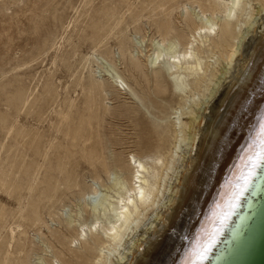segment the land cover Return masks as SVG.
Returning a JSON list of instances; mask_svg holds the SVG:
<instances>
[{"label": "rangeland", "instance_id": "1", "mask_svg": "<svg viewBox=\"0 0 264 264\" xmlns=\"http://www.w3.org/2000/svg\"><path fill=\"white\" fill-rule=\"evenodd\" d=\"M194 1L0 0V176L5 178L0 179V263L9 258L12 233L20 250L11 258H19L18 264H53L58 252L67 259L70 252L82 251L78 241L70 243L78 226L92 223L95 217L107 218L101 209L93 212L89 202L92 205L103 193L114 195L110 189L113 179L129 176V154L151 157L157 153L154 145L146 150L138 145V131L159 124L166 136L161 149L166 144V149L170 147L172 135L166 130L180 96L174 94L162 109L154 108L153 83L142 73L129 71L128 63L131 55L138 57L149 74L146 57L159 39L155 22L167 18L188 34L183 14L186 7L197 13ZM248 27L243 26L242 31L251 30ZM213 65L218 77L226 62ZM159 66L172 82L168 90H174L177 80L168 76L165 65ZM115 73L125 81L118 87L111 83ZM92 79L105 85L104 92L93 97L91 113L96 118L91 137L88 129L74 137L73 130L88 116L84 102ZM191 87L188 99L201 103L204 88L200 92ZM185 99L189 104L185 108L192 109L195 100ZM140 119L150 126L137 124ZM150 140L156 144L157 137ZM186 141L179 142L181 151L177 150V155L178 151L186 153L178 156L179 172L188 156ZM166 149L161 151L166 153ZM90 151L98 157L94 162L87 158ZM178 176L175 173L168 181L170 187ZM93 189L99 194L94 196ZM166 202L167 197L152 214L154 219L149 217L132 232L134 239L132 233L128 236L131 242L125 239L128 242L120 248L124 256L145 231L152 230L156 215L167 208Z\"/></svg>", "mask_w": 264, "mask_h": 264}, {"label": "bare ground", "instance_id": "2", "mask_svg": "<svg viewBox=\"0 0 264 264\" xmlns=\"http://www.w3.org/2000/svg\"><path fill=\"white\" fill-rule=\"evenodd\" d=\"M193 3H197V13L189 12L186 7L183 14L188 34L178 30L167 18L155 22L159 39L154 41L151 53L146 57L151 69L149 74L143 71L145 64L138 57L131 55L128 63L129 71L142 73L153 83L154 108L162 109L164 101L174 94L180 96L178 107L170 111L172 115L168 113L171 115L170 126L165 130L172 135L171 142L168 141L170 147L166 149V144V153L161 151L164 150L161 142L166 136L159 124L152 128L140 119L137 124H146L150 128L138 131V145L145 150L154 145L157 153L153 152L151 157L129 154V176L113 179L110 189L114 195L103 193L92 205L89 202L93 212L101 209L107 218L99 220V216L90 224H80L70 243L78 241L83 250L70 252L72 256L67 259L63 252H58L54 254L53 264L58 260L62 264H220L230 251L225 264L235 252L236 245L228 249L226 243L231 236L237 241L242 238L243 221L248 217L254 201L250 198L257 188L255 180L264 167V157L259 150L264 149V0H195ZM246 25L251 30L243 32L242 27ZM220 61L228 65L227 68L222 66L224 71L221 70L217 77L219 71L213 63L218 66ZM159 64L165 65L168 76L177 80L174 90ZM111 78L114 87L125 83L118 73ZM104 85L102 80L90 82L84 102L88 116L73 130L74 137L82 136L86 129L91 137L90 127L96 118L91 113L93 97L104 92ZM169 86H172L170 90ZM191 86L204 91L200 97L204 99L199 98L201 103L188 99ZM132 93L136 94L135 91ZM185 98L189 102L195 100L192 109L185 108L189 105ZM65 117L69 120L67 115ZM153 136L157 137L156 144L150 140ZM185 141L189 145L188 156H183L186 160L179 172L178 156L184 153L180 154L179 142ZM253 155H259L262 163L259 169L248 168L243 175L245 165ZM87 158L94 162L98 157L90 151ZM175 173L179 176L174 187H170L168 181ZM240 175L244 181L239 182L241 189H237L235 184ZM0 179L5 178L2 175ZM168 191L172 195L166 194ZM92 194L95 196L99 192L93 189ZM241 196L242 201L238 202ZM166 197L167 208L156 215L157 223L155 221L152 230L149 228L135 240L133 250H129V254L125 252L124 256L120 248L127 240L131 242L128 236L149 217H154L152 214L156 213L160 203L164 204L162 201ZM248 201L249 208H246ZM220 240L223 241L217 246ZM17 241L12 233L9 258L0 264H18L19 258H11L20 250Z\"/></svg>", "mask_w": 264, "mask_h": 264}, {"label": "water", "instance_id": "3", "mask_svg": "<svg viewBox=\"0 0 264 264\" xmlns=\"http://www.w3.org/2000/svg\"><path fill=\"white\" fill-rule=\"evenodd\" d=\"M259 150L262 151L261 153H262V158H263L264 149L263 150L259 149ZM253 156L251 159L248 160L247 164L245 165V168L242 172L243 175H244L245 170H249L248 168H250L251 170H253L255 167L256 169L257 168L259 169L262 163L260 161L259 155L257 156L253 155ZM243 175H240L239 177L240 179L235 184V188L241 189L239 182L244 181V178H242ZM263 180H264V167L261 168L259 177L257 180H255L256 182L255 185H257V188L250 198L251 201L254 198V201L252 204V207L254 208L251 209L252 207H250V210L248 212L249 214H247L248 217L246 221H243L245 223H243L242 225L243 227L240 232V235L243 232L242 234L243 236L242 238L239 239V241L234 240V236H231L227 241L228 243H226V248L228 249L233 248L235 245L237 248L233 254L231 253L230 257L228 258L225 264H264V182L261 187L259 185L261 181ZM237 201L241 202L242 196L239 199H237ZM249 201L247 203L246 208H249L248 206ZM246 208H245V211H246ZM242 216L244 215L242 214ZM222 238L224 239L225 236L223 235ZM231 240H232V243H230ZM222 241L223 240H220L217 246L220 245ZM229 254H230V251H228L226 258L228 257ZM225 260H223L220 264H223Z\"/></svg>", "mask_w": 264, "mask_h": 264}]
</instances>
